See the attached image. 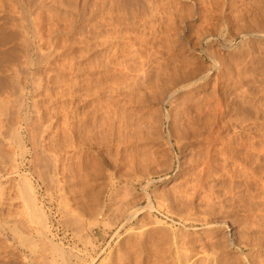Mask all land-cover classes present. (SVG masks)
Returning <instances> with one entry per match:
<instances>
[{
	"label": "rangeland",
	"instance_id": "374dc122",
	"mask_svg": "<svg viewBox=\"0 0 264 264\" xmlns=\"http://www.w3.org/2000/svg\"><path fill=\"white\" fill-rule=\"evenodd\" d=\"M260 1L136 0L132 5L89 0L95 30L84 23L68 42L59 37L63 46L58 49H68L54 52L34 69L33 115L42 130L38 154L23 158L14 143L5 150L10 159L0 162V215L6 212L3 219L11 222L10 228L19 219L21 231L20 237L13 234L15 226L0 231V264H264ZM55 3L54 10L60 7ZM260 31L261 37L253 34ZM13 45L9 43L11 51ZM24 60L22 52L2 58L1 64L12 68L6 76L12 82L0 84L1 96L4 91L19 96L26 77ZM203 73L210 74L207 80L164 100L162 94L172 84L182 86ZM4 77L0 73V80ZM45 154H58L60 174L46 168Z\"/></svg>",
	"mask_w": 264,
	"mask_h": 264
},
{
	"label": "bare ground",
	"instance_id": "6f19581e",
	"mask_svg": "<svg viewBox=\"0 0 264 264\" xmlns=\"http://www.w3.org/2000/svg\"><path fill=\"white\" fill-rule=\"evenodd\" d=\"M71 1H75V5H73L74 3H72ZM105 1V0H104ZM136 0H126V2L128 4H134ZM252 1V0H251ZM257 1V0H256ZM260 1V0H259ZM262 1V0H261ZM260 1V2H261ZM56 2L58 3L60 6L58 9L56 8V10L52 9V7L54 6L53 3ZM71 2V3H70ZM70 2L68 0H0V73H2L3 76H5L4 78H6L5 80H0V84H7L9 82V84L12 82L10 74L9 72L12 70L11 67L5 65V64H1V60L3 57L7 56L8 54L12 53V52H22L23 57H25V67L26 69L24 70L26 72V77L24 84L21 86V92L19 93V96H17V94L14 92L10 93V92H5V94L2 96L0 94V162H4V161H8L10 159V157L12 156L11 153H7L5 150L8 147H12V144L15 143V145L17 144L18 147L22 150L23 154L22 157L26 158L27 155L29 153H32L33 151H35L36 154H38L39 152V148H38V141H40V139H38V134H39V125H38V119H36V117L33 114L35 112V101L36 100H32V94H33V84H34V73L36 71H34L35 67L39 66L41 63L47 62V59L49 60L50 56H52L54 54V52L56 53L58 50L61 51V49L63 48H59L58 47H62L59 46V42H58V38L59 37H63L65 36L66 39L64 38V40H67L68 37H70L71 35H74L76 32H78L77 30L79 29V26L82 24H88L87 28L90 29L91 24L90 22L92 21V17L94 16V12L95 9L90 8L88 5L89 0H70ZM94 2V0H93ZM112 2V1H111ZM114 2V1H113ZM112 2V3H113ZM234 2V1H233ZM236 2V1H235ZM249 2V1H248ZM264 2V1H262ZM261 2V3H262ZM55 3V4H56ZM91 3V1H90ZM89 3V4H90ZM115 3V2H114ZM119 3V2H118ZM136 3V2H135ZM259 3V2H257ZM260 3V5H262ZM95 4V3H94ZM98 4V3H96ZM102 4V3H101ZM105 4V3H104ZM210 4V3H209ZM231 4V3H229ZM237 4V3H236ZM53 5V6H52ZM103 5V4H102ZM107 5V4H106ZM111 5V4H109ZM113 5V4H112ZM178 5V4H177ZM257 5V4H256ZM72 6V7H71ZM94 6V5H93ZM101 6V5H100ZM104 6V5H103ZM246 6V5H245ZM57 7V6H55ZM99 7V6H98ZM108 7V6H107ZM112 7V6H111ZM178 7V6H177ZM218 7V6H217ZM251 7V6H250ZM255 7V6H254ZM261 7V6H260ZM54 8V7H53ZM90 8V9H89ZM114 8V7H113ZM244 8V7H243ZM248 8V7H247ZM109 9V8H108ZM106 9V10H108ZM237 9V8H236ZM239 9V8H238ZM97 10V9H96ZM102 10V9H101ZM231 10V9H230ZM258 10V9H256ZM112 11V10H111ZM114 11V10H113ZM112 11V12H113ZM234 11V10H233ZM246 11V10H245ZM238 12V11H237ZM263 13V10L261 11ZM107 13V12H105ZM110 13V12H109ZM114 13V12H113ZM212 13V12H211ZM99 14V13H98ZM102 16H104L103 14H101ZM109 15V14H108ZM113 15V14H112ZM263 15V14H262ZM173 16V15H172ZM97 17V15H96ZM213 17V16H212ZM218 17V16H217ZM111 18V17H110ZM176 18V17H175ZM180 18V17H179ZM185 18V17H184ZM99 19V18H97ZM96 19V20H97ZM103 19V18H102ZM256 18H254L255 20ZM260 19V18H259ZM101 20V19H100ZM104 20V19H103ZM160 20V19H159ZM253 20V21H254ZM261 20V19H260ZM201 21V20H200ZM252 21V22H253ZM101 22V21H100ZM126 22V21H125ZM206 22V21H205ZM95 23V21H94ZM97 23V22H96ZM103 23V22H102ZM256 23V22H255ZM254 23V24H255ZM172 24V23H171ZM97 25V24H96ZM160 25V24H159ZM95 26V25H94ZM166 26V25H165ZM172 26V25H171ZM264 26V25H263ZM84 28V25H83ZM86 28V27H85ZM92 28V27H91ZM95 28V27H94ZM227 28V27H226ZM93 29V28H92ZM90 29V30H92ZM82 31L84 29H81ZM86 30V29H85ZM95 30V29H93ZM242 30V29H241ZM181 31V30H180ZM204 31V30H203ZM211 31V30H210ZM258 31V30H257ZM263 31V30H262ZM260 31V33H253L256 36H260V34H262L263 32ZM81 32V31H80ZM84 32V31H83ZM91 32V31H90ZM89 32V33H90ZM93 32V31H92ZM134 32V31H133ZM155 32V31H154ZM259 32V31H258ZM17 33V34H16ZM82 33V32H81ZM88 33V31H87ZM141 33V32H140ZM161 33V32H160ZM208 33V31H207ZM124 34V33H123ZM148 34V33H147ZM178 34V33H177ZM181 34V33H180ZM20 35L22 38H20ZM84 35V34H83ZM254 35V36H255ZM264 35V34H263ZM82 36V35H81ZM88 36V35H87ZM94 36V35H92ZM155 36V35H154ZM166 36V35H165ZM208 36V35H207ZM245 36V35H244ZM253 36V35H252ZM17 37H19L20 39L17 40ZM61 37V38H62ZM86 37V36H85ZM96 37V36H95ZM224 37V36H223ZM264 37V36H262ZM62 38V40H63ZM82 38V37H81ZM87 38V37H86ZM85 38V39H86ZM90 38V37H89ZM156 38V37H155ZM213 38V37H212ZM144 39V38H143ZM142 39V40H143ZM207 40L210 39L209 37L206 38ZM205 39V40H206ZM89 40V39H87ZM132 40V39H131ZM130 40V41H131ZM69 40H67L66 42H68ZM139 41V40H138ZM156 41V40H155ZM209 41V40H208ZM14 42V50H10V46L9 43ZM22 43V45L20 46V51L17 49V46L20 45ZM62 42V41H61ZM90 42V41H89ZM94 42V41H93ZM205 42V41H204ZM210 42V41H209ZM73 43V42H72ZM76 43V42H75ZM88 43V42H87ZM86 43V44H87ZM166 43V42H165ZM196 43V42H195ZM208 43V42H207ZM223 43V42H222ZM64 44V43H63ZM66 44V43H65ZM77 44V43H76ZM234 44V43H233ZM11 45V44H10ZM69 44H66V46H68ZM75 45V44H74ZM81 45V44H80ZM149 45V44H148ZM241 45V44H240ZM9 46V47H8ZM72 46V44H71ZM78 46V45H77ZM89 46V45H88ZM87 46V47H88ZM136 46V45H135ZM159 46V45H158ZM157 46V47H158ZM206 46V45H205ZM226 46V45H225ZM69 47V46H68ZM68 47H65L68 49ZM73 47V46H72ZM84 47V46H83ZM90 48L92 47V45L89 46ZM209 47V46H208ZM210 49L212 47H209ZM71 49V48H70ZM158 49V48H157ZM161 49V48H160ZM170 49V48H169ZM193 49V48H192ZM83 50V49H82ZM156 50V49H155ZM69 51V50H68ZM208 50H206L207 52ZM210 51V50H209ZM213 51V50H212ZM210 51V54H212L213 56V52ZM59 52V51H58ZM63 52V51H62ZM85 53V52H84ZM129 53V51H128ZM156 53V52H155ZM70 54V53H69ZM208 54V53H207ZM208 54V55H210ZM17 55V54H16ZM20 55V54H19ZM119 55V54H118ZM221 55V54H220ZM225 55V54H224ZM251 55V54H250ZM109 56V55H108ZM65 57V56H64ZM69 57V56H68ZM74 57V56H73ZM151 57V56H150ZM181 57V56H180ZM210 57V56H209ZM215 57V56H214ZM82 58V57H81ZM83 59V58H82ZM121 59V58H120ZM213 60H218L216 58H212ZM211 59V60H212ZM73 60V58H72ZM150 60V59H149ZM157 60V59H156ZM173 60V59H172ZM196 60V59H195ZM142 61V60H141ZM160 61V60H159ZM162 61V60H161ZM166 61V60H165ZM174 61V60H173ZM18 62V61H17ZM20 62V61H19ZM146 62V61H145ZM153 62V61H152ZM156 62V61H155ZM148 63V62H147ZM158 63V62H157ZM161 63V62H160ZM170 63V62H169ZM216 63V62H215ZM219 65V62H217ZM19 64V63H18ZM70 64V63H69ZM89 64V63H88ZM210 64V63H209ZM14 65V64H13ZM12 65V66H13ZM16 65V63H15ZM14 65V66H15ZM160 65V64H159ZM203 65V64H202ZM216 66V64H214ZM213 65V66H214ZM129 66V65H128ZM158 66V64H157ZM74 67V66H73ZM130 67V66H129ZM151 67V66H150ZM153 67V66H152ZM176 67V66H175ZM178 67V66H177ZM175 69H178V68ZM181 67V66H180ZM184 67V66H183ZM201 67V66H200ZM219 70V66H217ZM216 67V68H217ZM17 68V67H15ZM40 68V67H39ZM121 68V67H120ZM165 68V67H163ZM167 68V67H166ZM182 68V67H181ZM214 68V70L216 69ZM14 69V68H13ZM38 69V68H37ZM125 69V68H124ZM187 69V68H186ZM186 69H184L185 71H187ZM213 69V67H212ZM16 70V69H15ZM18 70V68H17ZM57 70V69H56ZM152 70V69H151ZM167 70V69H166ZM181 70V69H180ZM210 70V69H208ZM215 70V71H217ZM92 71V70H91ZM120 71V70H119ZM147 71V70H146ZM157 71V70H156ZM209 72H213L212 70H210ZM237 72V71H236ZM24 73V72H23ZM51 73V72H50ZM49 73V74H50ZM145 73V72H144ZM155 73V72H154ZM181 73H183L181 71ZM9 74L8 77H6ZM47 74V75H49ZM142 74V73H141ZM147 74V73H146ZM195 74V73H194ZM249 74V73H248ZM258 74V73H257ZM16 75V74H15ZM21 75V74H20ZM33 75V78H32ZM36 75V73H35ZM148 75V74H147ZM155 75V74H154ZM188 75V74H187ZM210 74H204L201 76H193L190 78H187L188 81L186 83H183V85L181 86H177L178 84H176V86L172 87L173 84L170 86V89L168 90L167 88V92L166 95H163L162 93H164L163 90L162 93H160V95L162 94V96H166L165 97V101H170V99L176 97V92L182 91V90H186V89H191L192 87H194V85L198 82H201L208 78ZM25 76V74H24ZM226 76V75H225ZM160 77V76H159ZM169 77V76H168ZM36 78V76H35ZM41 78V77H40ZM171 78V77H170ZM254 78V77H253ZM54 79V78H53ZM57 79V78H56ZM66 79V78H65ZM144 79V78H143ZM155 79V78H154ZM13 80V79H12ZM149 80V79H148ZM161 80V79H160ZM223 80V79H222ZM8 81V82H7ZM7 82V83H6ZM134 82V81H133ZM264 82V81H263ZM42 83V82H41ZM150 83V82H149ZM154 83V82H153ZM159 83V82H158ZM65 84V83H64ZM157 84V82H156ZM236 84V83H235ZM11 85V84H10ZM136 85V84H135ZM161 85V84H160ZM175 85V84H174ZM262 86V85H261ZM46 87V86H45ZM151 87V86H150ZM157 88V86H155ZM161 87V86H160ZM172 87V88H171ZM9 88V87H8ZM109 88V87H108ZM144 88V87H143ZM148 88V87H147ZM169 88V87H168ZM244 88V87H243ZM152 89V88H150ZM162 89V87L160 88ZM249 89V88H248ZM146 90V88H145ZM154 90V88H153ZM159 90V89H158ZM241 90V89H240ZM104 91V90H103ZM148 91H152V90H148ZM156 91V90H155ZM55 92V91H54ZM121 92V91H120ZM244 92V91H243ZM1 93V92H0ZM215 93V92H214ZM225 93V91H224ZM42 94V93H41ZM62 94V93H61ZM118 94V93H117ZM238 94V93H237ZM240 94V93H239ZM21 95V96H20ZM99 95V94H98ZM146 95V94H145ZM144 95V96H145ZM234 95V94H233ZM242 95V94H241ZM240 95V96H241ZM245 95V94H244ZM66 96V95H65ZM109 96V95H108ZM134 96V95H133ZM159 96V95H158ZM138 97V96H137ZM162 97V98H164ZM263 97V96H262ZM42 98V97H41ZM217 98V97H216ZM159 99V98H158ZM191 99V98H190ZM238 99V98H237ZM257 99V98H256ZM262 99V98H261ZM133 100V99H132ZM162 101V99H160ZM184 100V99H183ZM33 101V102H32ZM115 101V100H114ZM130 101V100H129ZM147 101V100H146ZM152 101V99H151ZM154 101V100H153ZM164 101V102H165ZM189 101V100H188ZM195 101V100H194ZM224 101V100H223ZM191 102V101H190ZM208 102V101H205ZM248 102V101H247ZM34 107H33V105ZM132 103V102H131ZM239 103V102H238ZM98 104V103H97ZM176 104V103H175ZM184 104V103H183ZM247 104V103H246ZM250 104V103H249ZM197 105V104H196ZM210 105V104H209ZM225 105V104H224ZM243 105V104H242ZM251 105V104H250ZM37 106V105H36ZM98 106V105H96ZM111 106V105H110ZM152 106V105H151ZM192 107V106H191ZM199 107V106H198ZM212 107V106H211ZM215 107V106H214ZM220 107V106H219ZM219 107H216V109ZM100 108V107H99ZM137 108V107H136ZM197 108V107H196ZM97 109V108H96ZM146 109V108H145ZM211 109V108H210ZM222 108H220L219 111H221ZM72 110V109H71ZM99 110V109H98ZM194 110V109H193ZM215 110V109H214ZM259 110V109H258ZM108 111V110H107ZM200 111V110H199ZM240 111V110H239ZM197 112V111H196ZM212 112V111H211ZM224 112V111H223ZM250 112V111H249ZM142 113V112H141ZM200 113V112H199ZM75 114V113H73ZM113 114V113H112ZM147 114V113H146ZM162 114V113H161ZM218 114V113H217ZM222 114V111L220 113ZM232 114V113H231ZM252 114V113H251ZM105 115V114H104ZM183 115V114H182ZM197 115V114H196ZM193 116V114H192ZM204 116V115H203ZM218 116V115H217ZM238 116V115H237ZM201 117V116H200ZM203 118V117H202ZM206 118V117H205ZM212 118V117H211ZM245 118V117H244ZM248 118V115H247ZM246 118V119H247ZM116 119V118H115ZM132 119V118H131ZM149 119V118H148ZM194 119V118H193ZM210 119V118H209ZM215 119V118H214ZM48 120V119H47ZM220 120V118H219ZM226 120V119H225ZM52 121V120H50ZM162 121V119H161ZM246 121V120H244ZM249 121V120H248ZM254 121V120H253ZM80 122V121H79ZM192 122V121H191ZM208 122V121H207ZM206 122V123H207ZM229 122V121H228ZM238 122V121H237ZM134 123V122H133ZM226 123V122H225ZM259 123V122H258ZM47 124V123H46ZM52 124V123H51ZM212 124V123H211ZM242 124V123H241ZM247 124V123H246ZM105 125V124H104ZM124 125V124H123ZM161 125V124H160ZM218 125V124H217ZM225 125V124H224ZM39 126V127H38ZM49 126V125H48ZM111 126V125H110ZM251 126V125H250ZM70 126L67 125V129ZM236 127V126H235ZM261 127V126H259ZM258 127V128H259ZM49 128V127H48ZM47 128V129H48ZM58 128V127H57ZM108 128V127H107ZM137 128V127H136ZM140 128V127H139ZM149 128V127H148ZM170 128V127H169ZM172 128V127H171ZM223 128V127H222ZM242 128V127H241ZM43 129V128H42ZM45 129V128H44ZM69 130L71 131V133L73 132V129L69 128ZM208 130V129H207ZM44 131V130H43ZM178 131V130H177ZM189 131V130H188ZM45 132V131H44ZM251 132V131H250ZM263 132V131H262ZM40 133L42 135V130H40ZM218 133V132H217ZM236 134V133H235ZM249 134V133H248ZM74 135V134H73ZM141 135V134H139ZM220 135V134H219ZM255 135V134H254ZM151 136V135H149ZM222 137V136H221ZM230 137V136H229ZM75 138V136H74ZM132 138V137H131ZM143 138V137H142ZM140 138V139H142ZM232 138V137H231ZM248 138V137H247ZM254 138V137H253ZM136 139V137H135ZM181 139V138H180ZM183 139V138H182ZM251 139V138H250ZM248 139V140H250ZM255 139V138H254ZM261 139V138H260ZM42 140V139H41ZM156 140V139H155ZM159 140V139H158ZM213 140V139H212ZM218 140V139H217ZM252 140V139H251ZM68 141V140H67ZM101 141V140H100ZM192 141V140H191ZM41 142V141H40ZM218 142V141H217ZM222 142V141H221ZM251 142V141H250ZM249 142V143H250ZM254 142V141H253ZM259 142H261L259 140ZM204 143V142H203ZM216 143V142H215ZM256 143V142H255ZM78 144V143H77ZM178 144V143H177ZM180 144V143H179ZM253 144V143H252ZM259 144V143H258ZM16 145V146H17ZM31 149H30V147ZM44 145V144H43ZM75 145V144H74ZM141 145V144H140ZM234 145V143H233ZM261 145V144H260ZM100 146V145H99ZM237 146V145H236ZM246 146V145H245ZM252 146V145H251ZM253 146L256 147V145L253 144ZM40 147V146H39ZM210 147V146H209ZM222 147V146H221ZM263 147V146H262ZM10 148V149H11ZM54 148V147H53ZM179 148V147H178ZM41 149V148H40ZM139 149V148H138ZM262 149V148H261ZM43 150H45L43 148ZM42 150V152H43ZM233 150V149H232ZM257 150V149H256ZM57 151V150H56ZM202 151V150H201ZM252 151V150H251ZM262 151V150H261ZM258 149V152H261ZM264 151V150H263ZM51 152V151H50ZM53 152V151H52ZM75 152V151H74ZM157 152V151H156ZM204 152V150H203ZM226 152V151H225ZM34 153V154H35ZM49 153V151H48ZM132 153V152H131ZM231 153V152H230ZM35 154V155H36ZM82 154V153H81ZM249 154V153H248ZM262 154V153H261ZM43 155V154H42ZM49 155V156H48ZM46 157H43V162L46 166V168L49 169V171L54 172V174H60V167L62 166L60 164V159L56 156L58 154L54 156H52L51 154H48ZM65 155V154H64ZM116 155V154H115ZM135 155V154H134ZM229 155V154H228ZM172 156V155H171ZM247 156V155H246ZM253 156V155H252ZM39 157V156H38ZM41 157V156H40ZM165 157V156H164ZM222 157V156H221ZM228 157V156H227ZM245 157V155H244ZM8 158V159H7ZM109 158V157H108ZM122 158V157H121ZM232 158V157H231ZM236 158V157H235ZM260 158V157H259ZM14 159V158H13ZM35 159V158H34ZM196 159V158H195ZM206 159V158H205ZM33 160V159H32ZM40 160V159H39ZM141 160V159H140ZM204 160V159H203ZM29 161V160H27ZM31 161V160H30ZM106 161V160H105ZM166 161V160H165ZM173 161V160H172ZM196 161V160H195ZM208 161V160H207ZM224 161V160H223ZM238 161V160H236ZM37 162V161H36ZM39 162V161H38ZM9 163V162H8ZM11 163V162H10ZM65 163V162H64ZM235 163V162H234ZM226 164V163H225ZM240 165V163H238ZM64 165V164H63ZM112 165V164H111ZM123 165V164H122ZM150 165V164H149ZM197 165V164H196ZM237 165V164H236ZM234 166V165H233ZM114 167V166H113ZM181 167V166H180ZM259 167V165H258ZM5 168V167H4ZM118 168V167H117ZM229 168V167H228ZM244 168V167H243ZM262 168V167H261ZM63 169V168H62ZM236 169V168H235ZM248 169V168H247ZM254 169V168H253ZM258 169V168H257ZM1 170V169H0ZM3 170V169H2ZM11 170V169H10ZM77 170V169H76ZM13 171V170H12ZM78 171V170H77ZM86 171V170H85ZM236 171V170H235ZM238 171V170H237ZM249 171V170H248ZM123 172V171H122ZM125 172V171H124ZM165 172V171H164ZM230 172V171H229ZM240 172V171H239ZM244 172V171H243ZM242 172V173H243ZM35 173V171H34ZM38 173V172H37ZM220 173V172H219ZM236 173V172H235ZM241 173V175H242ZM259 173V171H258ZM261 173V172H260ZM8 174V173H7ZM74 174V173H73ZM77 174V173H76ZM96 174V173H95ZM121 175V173H119ZM211 174V173H210ZM224 174V173H223ZM227 174V173H226ZM39 175V174H38ZM86 175V174H85ZM91 175V174H90ZM127 175V174H126ZM214 175V174H213ZM250 175V174H249ZM257 175V174H255ZM34 176V175H33ZM125 176V175H124ZM190 176V175H189ZM194 176V175H193ZM244 176V175H243ZM247 176V175H246ZM258 176V175H257ZM262 176V175H261ZM94 177V176H93ZM123 177V176H122ZM217 177V176H216ZM264 177V176H263ZM13 178V177H12ZM46 178V177H45ZM151 178V177H150ZM230 178V177H229ZM40 179V177H39ZM107 179V178H106ZM253 179V178H252ZM257 179V178H256ZM66 180V179H65ZM85 180V179H84ZM249 180V178H248ZM251 180V179H250ZM63 181V180H62ZM264 181V180H263ZM262 181V182H263ZM249 182V181H248ZM254 182V181H253ZM50 183V182H49ZM55 183V182H54ZM60 183H62L60 181ZM59 183V184H60ZM66 183V182H65ZM90 183V182H89ZM125 183V182H124ZM44 184V183H43ZM123 184V182H122ZM126 184V183H125ZM6 185V184H5ZM13 185V184H12ZM63 185V184H62ZM182 185V184H181ZM218 185V184H217ZM257 185V183H256ZM263 185V184H262ZM86 186V185H85ZM126 186V185H125ZM145 186V185H144ZM186 186V185H185ZM239 186V185H238ZM241 186V185H240ZM260 186V185H259ZM4 187V186H3ZM93 187V185H92ZM6 189V188H5ZM50 189V188H49ZM64 189V188H63ZM98 189V188H97ZM102 189V188H101ZM1 190V189H0ZM61 190V188H60ZM59 190V191H60ZM99 190V189H98ZM118 190V189H117ZM51 191V190H50ZM106 191V190H105ZM1 192V191H0ZM4 192V191H2ZM124 192V191H123ZM203 192V191H202ZM15 193V192H14ZM93 193V191H92ZM127 193V192H126ZM124 193V195L126 194ZM208 193V192H207ZM129 194V193H128ZM1 195V193H0ZM50 195V194H49ZM154 195V194H153ZM199 195V194H198ZM211 195V194H210ZM93 196V195H91ZM127 196V195H125ZM118 197V196H117ZM121 197V195H120ZM123 197V196H122ZM233 197V195H232ZM2 198V197H1ZM88 198V197H87ZM94 198V197H93ZM103 198V197H102ZM149 198V197H148ZM215 198V197H214ZM67 199V198H66ZM109 199V198H108ZM119 199V198H118ZM117 199V200H118ZM122 199V198H121ZM127 199V198H126ZM226 199V198H225ZM2 200V199H0ZM7 200V199H5ZM17 200V199H16ZM35 200V199H34ZM64 200V199H63ZM94 200V199H93ZM101 200V199H100ZM123 200V199H122ZM178 200V199H177ZM9 201V200H8ZM12 201V200H11ZM74 201V200H73ZM97 201V200H96ZM125 201V200H124ZM218 201V199H217ZM7 202V201H5ZM95 202V201H94ZM93 202V203H94ZM102 202V201H101ZM123 202V201H122ZM121 202V203H122ZM213 202V201H212ZM129 203V202H128ZM260 203V202H259ZM9 204V203H8ZM28 204V203H27ZM101 204V203H100ZM135 204V203H134ZM5 205V204H4ZM63 205V204H62ZM84 205V204H83ZM96 205V203H95ZM123 205V204H122ZM151 205V204H150ZM153 205V204H152ZM29 206V205H28ZM33 206V205H32ZM82 206V205H81ZM86 206V205H85ZM100 206V205H99ZM127 206V204H126ZM263 206V205H262ZM261 206V207H262ZM1 207V205H0ZM63 207V206H62ZM70 207V206H69ZM117 207V206H116ZM122 207V206H121ZM146 208V207H145ZM203 208V207H202ZM34 209V206H33ZM72 209V207H71ZM97 209V208H95ZM114 209V208H113ZM112 209V210H113ZM260 209V208H259ZM262 209V208H261ZM260 209V210H261ZM3 210V209H2ZM82 210V209H81ZM118 210V209H117ZM191 210V209H190ZM194 210V209H193ZM226 210V208H225ZM234 210V209H233ZM85 211V210H84ZM15 212V211H14ZM115 212V211H114ZM145 212V211H144ZM1 213V212H0ZM3 213V212H2ZM8 213V212H7ZM23 213V212H22ZM27 213V212H26ZM76 213V212H75ZM97 213V212H96ZM193 213V212H192ZM261 213H263L261 211ZM4 215H6V212L3 213ZM3 214H1L3 216ZM40 214V213H39ZM63 214V213H62ZM84 214V213H82ZM95 214V213H94ZM98 214V213H97ZM149 214V213H148ZM151 214V213H150ZM207 214H209L207 212ZM0 215V216H1ZM11 215V214H10ZM13 215V214H12ZM11 215V216H12ZM15 215V214H14ZM24 215V214H23ZM81 215V214H80ZM79 215V216H80ZM88 215V214H87ZM123 215V214H121ZM135 215V214H134ZM187 215V214H186ZM206 215V214H205ZM17 216V215H16ZM28 216V215H27ZM93 216V215H92ZM116 216V215H115ZM183 216V215H182ZM264 216V215H263ZM262 216V218H263ZM29 217V216H28ZM44 217V216H43ZM70 217V216H69ZM83 217V216H82ZM85 217V216H84ZM91 217V216H90ZM97 217V216H96ZM3 217H0V231H5L8 229L9 225L7 221L5 219H3ZM10 218V217H9ZM8 218V219H9ZM33 218V217H31ZM42 218V217H41ZM78 218V217H77ZM149 218V217H148ZM12 219V218H11ZM69 219V218H68ZM75 219V218H74ZM84 219V218H83ZM264 219V218H263ZM10 220V219H9ZM79 220V218L77 219ZM120 220V219H118ZM153 220V219H152ZM188 220V218H187ZM202 220V219H201ZM32 221V220H31ZM94 221V219H93ZM156 221V220H155ZM189 221V220H188ZM187 221V222H188ZM194 221V220H193ZM43 222V221H42ZM73 222V221H72ZM226 222V221H225ZM11 223V222H9ZM23 223V222H22ZM92 223V222H91ZM124 223V222H123ZM161 223V222H160ZM13 224V223H12ZM19 224L20 221L18 219V221L15 222V226L17 228L16 233L13 232V234H15V236L19 235V237L21 236V231H19ZM41 224V223H40ZM70 224V223H69ZM68 224V225H69ZM93 224V223H92ZM139 224V223H138ZM42 225V224H41ZM90 225V224H89ZM110 225V224H109ZM142 225V224H141ZM10 228L11 230L14 229L15 227ZM25 228V226H23ZM29 227V226H28ZM78 227V226H77ZM80 227V226H79ZM84 227V226H83ZM150 227V226H149ZM209 227V226H208ZM15 228V229H16ZM71 228V227H70ZM76 228V227H75ZM114 228V227H113ZM257 228V227H256ZM9 229V230H10ZM84 229V228H83ZM258 229V228H257ZM114 230V229H113ZM163 230V229H162ZM183 230V229H182ZM187 230V229H186ZM256 230V229H255ZM81 231V230H79ZM78 231V232H79ZM84 231V230H83ZM170 231V230H169ZM8 232V231H7ZM86 232V231H85ZM84 232V233H85ZM136 232V231H135ZM164 232V231H163ZM1 233V232H0ZM140 233V232H139ZM170 233V232H169ZM182 233V232H181ZM259 233V231H258ZM87 234V233H86ZM256 234V232H255ZM260 234V233H259ZM40 235V234H38ZM77 235V234H76ZM79 235V234H78ZM85 235V234H84ZM128 236V235H127ZM126 236V237H127ZM162 236V234H161ZM263 236V235H262ZM84 237V236H83ZM120 237V236H119ZM132 237V236H131ZM153 237V236H152ZM194 237V236H193ZM259 237V236H258ZM18 238V237H17ZM25 236H24V240H25ZM85 238V237H84ZM83 238V239H84ZM142 238V237H141ZM148 238V237H147ZM160 238V237H159ZM162 238V237H161ZM182 238V237H181ZM188 238V237H187ZM211 238V237H210ZM227 238V237H226ZM120 239V238H119ZM136 240V239H135ZM163 240V239H162ZM166 240V239H165ZM164 240V241H165ZM182 240V239H181ZM256 240V239H255ZM47 241V240H46ZM52 241V240H51ZM188 241V240H187ZM226 241V240H225ZM21 242V239L20 241ZM44 242V241H43ZM50 242V241H49ZM130 242V241H129ZM152 242V241H151ZM160 242V241H159ZM179 242V241H178ZM242 242V241H241ZM254 242V241H253ZM257 242V241H256ZM262 242V241H261ZM2 243V242H1ZM9 243V242H8ZM24 243V242H23ZM32 243V242H31ZM45 243V242H44ZM86 243V242H85ZM123 243V242H122ZM125 243V242H124ZM189 243V242H188ZM195 243V242H194ZM244 243V242H243ZM51 244V243H49ZM53 244V243H52ZM55 244V243H54ZM53 244V245H54ZM141 244V243H140ZM150 244V243H149ZM181 244V243H180ZM193 244V243H192ZM220 244V243H219ZM260 244V243H259ZM5 245V244H4ZM8 245V244H7ZM25 245V244H24ZM46 245H48L46 243ZM52 245V247H53ZM143 245V244H142ZM156 245V244H155ZM174 245V244H173ZM191 245V244H190ZM17 246V245H16ZM34 246V245H33ZM135 246V245H133ZM141 246V245H140ZM166 246V245H165ZM189 246V245H188ZM5 247V246H4ZM8 247V246H6ZM24 247V246H23ZM45 247V246H44ZM128 247V246H127ZM152 247V246H151ZM192 247V246H191ZM15 248V247H14ZM31 248V247H30ZM29 248V249H30ZM142 248V247H141ZM164 248V247H163ZM162 248V249H163ZM193 248V247H192ZM208 248V247H207ZM4 249V248H2ZM45 249V248H44ZM48 249V248H47ZM59 249V248H57ZM155 249V248H154ZM166 249V247H165ZM195 249V248H194ZM203 249V248H202ZM212 249V248H211ZM6 250V248H5ZM15 250V249H14ZM61 250V249H60ZM141 250V249H140ZM150 250V249H149ZM193 250V249H192ZM2 251V250H1ZM45 251V250H44ZM43 251V252H44ZM49 251V250H48ZM56 251V250H55ZM135 251V250H134ZM146 251V250H145ZM167 251V250H166ZM185 251V250H184ZM198 251V250H197ZM203 251V250H202ZM215 251V250H214ZM19 252V251H18ZM34 252V250H33ZM42 252V253H43ZM50 252V251H49ZM59 252V251H58ZM127 252V251H126ZM130 252V251H129ZM157 252V251H156ZM200 252V251H199ZM13 253V252H11ZM17 253V250H16ZM32 253V252H31ZM46 253V251H45ZM44 253V254H45ZM56 253V252H55ZM120 253V252H119ZM135 253V252H134ZM201 253V252H200ZM215 253V252H214ZM217 253V252H216ZM20 254V253H19ZM35 254V253H34ZM114 254V252L112 253ZM122 254V253H121ZM140 254V253H137ZM161 254V253H160ZM185 254V253H184ZM9 255V254H7ZM52 255V254H51ZM63 255V254H62ZM126 255V254H125ZM136 255V253H135ZM153 255V254H152ZM199 255V254H198ZM216 255V254H215ZM224 255V254H223ZM222 255V256H223ZM245 255V254H244ZM260 255V254H259ZM130 256V255H129ZM134 256V255H133ZM137 256V255H136ZM154 256V255H153ZM186 256V255H185ZM190 256V255H189ZM188 256V257H189ZM211 256V255H210ZM11 257V256H10ZM60 257V256H59ZM177 257V256H176ZM235 257V256H234ZM14 258V257H13ZM16 258V255H15ZM18 258V257H17ZM40 258V257H39ZM54 258V257H53ZM77 258V257H76ZM109 258V257H108ZM126 258V257H125ZM159 258V257H158ZM161 258V257H160ZM166 258V257H165ZM164 258V259H165ZM181 258V257H180ZM238 258V257H237ZM259 258V256H258ZM20 259V258H19ZM62 259V258H61ZM107 259V258H106ZM117 259V258H116ZM141 259V258H140ZM163 259V260H164ZM169 259V258H168ZM218 259V258H216ZM262 259V258H261ZM2 260V258H1ZM53 260V259H52ZM57 260V259H56ZM55 260V261H56ZM182 260V259H181ZM248 260V259H247ZM257 260V259H256ZM5 261V260H4ZM19 261V260H18ZM108 261V260H107ZM135 261V260H134ZM153 261V260H152ZM155 261V260H154ZM186 261V260H185ZM190 261H195V259L189 260ZM225 261V259H224ZM239 261V260H238ZM262 261V260H261ZM22 262V261H21ZM44 262V261H43ZM113 262V260H112ZM1 263V262H0ZM5 263V262H3ZM2 263V264H3ZM10 263V262H9ZM7 263V264H9ZM64 263V262H63ZM154 263V262H152ZM162 263V262H161ZM164 263V262H163ZM166 263V262H165ZM185 263V262H184ZM210 263V262H209ZM227 263V262H226ZM229 263V262H228ZM256 263V262H255ZM254 262H250V264H255ZM12 264V263H11ZM15 264V263H14ZM17 264V263H16ZM19 264V263H18ZM21 264V263H20ZM27 264V263H26ZM33 264V263H32ZM42 264V263H41ZM60 264V263H59ZM116 264V263H114ZM137 264V263H136ZM140 264V263H139ZM149 264V263H147ZM156 264V263H155ZM205 264V263H204ZM234 264V263H233ZM257 264V263H256Z\"/></svg>",
	"mask_w": 264,
	"mask_h": 264
}]
</instances>
